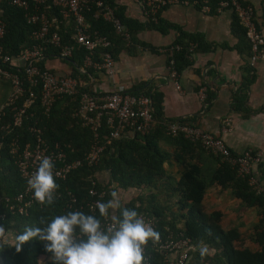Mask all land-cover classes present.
Masks as SVG:
<instances>
[{
    "label": "trees",
    "instance_id": "obj_1",
    "mask_svg": "<svg viewBox=\"0 0 264 264\" xmlns=\"http://www.w3.org/2000/svg\"><path fill=\"white\" fill-rule=\"evenodd\" d=\"M101 1L112 8L113 14L126 30L127 39H122L99 17L93 3L89 4L90 9L84 13V19L92 31H96L110 43L105 51L112 59L120 50L133 44L138 45L135 35L143 29H153L161 34L168 29H175V38L165 48L166 64L172 61L171 68L175 74L189 66L191 54L205 53L216 47L227 48L222 44L207 43L199 34L187 33L174 25L162 23L157 16L155 22L147 19L145 23H137L123 16L122 7L115 4L114 0ZM210 3L208 13L215 14V2ZM58 11L57 7L33 9L31 5L23 11L9 5L6 0H0V21L4 26V35L0 42L2 52L15 56L21 49L33 43L30 35L37 25L26 23V13H43L49 22V32H56L62 45L71 44V21L64 22ZM229 30L237 39L235 50L248 57L249 46L243 28L232 14ZM57 52V48L44 42V58L43 61L37 62L38 67L52 72L53 69L48 62L54 59ZM83 54V50L74 45L67 62L70 67L67 75L82 82L85 77L78 73L76 67L81 66ZM91 71L87 70L88 73ZM0 81L7 84L9 94L8 82L2 78ZM249 83V76L243 75L239 86L242 95L234 94L232 98L234 102L230 105L232 110L248 112L246 108L240 107ZM89 89L79 88L78 91ZM128 92L131 94L144 92L149 95L154 127L146 133H134L129 138L112 139L108 142L101 137V131L98 142L102 145V150L94 165L87 166L81 163L79 167L70 171L63 181L48 178V185L54 188L53 192H48L41 203L34 204L25 215L8 213L1 205L0 212H3L4 216L0 219V231L12 235L13 243L4 242L0 238V264H93L99 251L97 239L107 237L103 232L95 236L82 235L84 230L95 227L102 217L97 211L91 213L83 207V202L88 200L87 190L91 187L89 180L93 181L92 188L97 192L104 191L102 202L106 207L105 213L108 214V200L115 190L153 188L157 181L169 179L163 169V163L169 156L173 157L179 166V176L174 181L171 192L177 195L175 205L178 216L182 219V227L180 229L176 227L174 219L167 216V212L170 211L161 207L152 193L136 194L122 204L117 202L113 220L129 221L136 214L143 213L154 218L157 231L161 233L169 231L173 234L180 232L189 239L193 247V251L188 252L186 264H264V222L262 226L259 223L252 228V232L255 231L253 240L258 243L260 250L250 252L246 248L235 247L239 234L235 228L227 230L220 228L219 213L214 211L205 213L200 206L205 188L216 185L221 189H228L230 195L238 199L244 207L255 206L264 213V190L256 193L252 186L247 184L245 177L236 176L234 168L203 150L198 143L190 142L181 135L165 134L162 123L172 119L161 116V99L158 93H149L138 87H132ZM212 98L213 93L207 90L204 102L209 104ZM6 99H1L0 106ZM77 100L78 96L56 99L46 114L37 107L31 108L27 111L32 113V117H27L21 127L0 129V197H12L22 190V180L8 154V143L14 136L18 137L19 144L29 140L31 135L26 132V125L32 120H36L41 128V137L44 141L50 145L56 143L67 161L83 159L91 144L92 135L71 117ZM4 113L2 123L8 119L6 109ZM160 143L175 146L178 150L169 154L161 148ZM194 147L206 152L217 162V166L206 172L197 162L185 160L183 153H189ZM98 177H101V180H97ZM71 197L74 199L73 202L70 201ZM256 228L259 229L258 232ZM206 249H212L213 254L208 256L205 253ZM144 252L145 256H148L147 264H165L163 254L156 251L148 240L145 242Z\"/></svg>",
    "mask_w": 264,
    "mask_h": 264
},
{
    "label": "built area",
    "instance_id": "obj_2",
    "mask_svg": "<svg viewBox=\"0 0 264 264\" xmlns=\"http://www.w3.org/2000/svg\"><path fill=\"white\" fill-rule=\"evenodd\" d=\"M140 7L143 15L155 22V14L162 7L168 5H194L199 11L208 13L210 2L214 1V12L227 11L232 14L237 23L243 28L244 37L249 46L248 61L264 65V40L260 29L254 20L252 7L241 0H133ZM11 5L26 11L28 6L33 9L42 7H57L58 13L64 22L71 21V44L62 45L56 32H49V22L43 13L25 15L26 23L36 24L37 28L31 33L33 43L21 49L17 55L9 56L2 52L0 45V78L6 80L10 91L6 101L0 106V129L10 130L23 125L32 113L27 110L37 107L46 114L56 99L63 97L73 98L78 96L77 106L72 111L80 127L86 128L92 135L91 144L82 160L67 161L64 153L56 143L48 144L41 137V128L36 120L26 125V132L31 135L29 140L19 144L17 136L9 141L8 154L13 160L14 168L22 180L21 192L12 197H0V206L8 213L25 215L34 204L39 205L42 198L53 192L54 188L48 185V178L63 181L67 174L79 167L81 163L87 166L94 165L102 150L98 142L99 134L108 142L112 139L129 138L134 133H146L154 127L152 108L148 94H131L127 91L111 90L106 93L94 91H78L87 88L90 69L105 75L110 81L114 77L113 59L105 51L110 43L96 31H92L85 22L84 13L88 12L89 4L93 3L99 17L118 33L122 39H127V33L118 18L113 14L112 8L103 4L101 0H6ZM4 35V26L0 21V42ZM44 42L58 49L54 59L68 62L73 46L81 48L84 52L81 66L76 67L79 74L84 75L82 82L67 73L54 70L40 69L37 62L43 61ZM43 43V44H42ZM172 61H168V75L173 88L179 91L176 74L171 68ZM204 88L197 90L199 101L204 100ZM4 109L8 112L5 123L1 120L5 116ZM228 121L224 120L220 128L223 135L229 130ZM164 133L169 136L181 135L182 138L198 143L206 152L217 157L220 161L234 168L235 175L245 177L248 185L254 184L251 176L253 165L260 163L258 154L245 151L234 155L230 153L219 135L202 131L181 120L174 119L162 123ZM91 187L87 190L88 200L83 202V207L89 212L99 213L101 221L95 227L82 232L84 236L100 235L102 232L109 235L113 231L122 230L127 235L134 251L147 264L144 246L148 240L154 249L165 255H173L174 259L167 264H184L188 259V252L193 249L187 237L180 232L161 233L156 230L154 218L138 213L129 221L118 222L108 217L106 207L103 205L104 191L97 192L92 188L93 181L89 180ZM257 192V191H256ZM259 192V191H258ZM69 195V193L67 192ZM70 196V195H69ZM71 202L74 199L71 197ZM264 202V198H263ZM80 207V206H79ZM4 216L0 212V219ZM72 239V237H71ZM98 253L93 264H106L105 255L108 243L103 238L97 239Z\"/></svg>",
    "mask_w": 264,
    "mask_h": 264
},
{
    "label": "crops",
    "instance_id": "obj_3",
    "mask_svg": "<svg viewBox=\"0 0 264 264\" xmlns=\"http://www.w3.org/2000/svg\"><path fill=\"white\" fill-rule=\"evenodd\" d=\"M241 1L252 7L254 20L264 40V0ZM114 3L122 7V14L126 18L137 23L147 21L148 18L143 15L135 1L114 0ZM155 16L162 23L174 25L187 33L199 34L205 42L222 44L227 48L216 47L205 53L191 54L189 66L176 74L180 89L176 91L168 75L165 56V48L176 36L175 29H168L163 34L153 29H143L135 35L138 45L133 44L129 48L120 50L113 59L112 81L102 73L91 71L87 75L88 87L95 93H106L111 90L128 92L132 87L147 90L149 93H158L163 118L178 119L202 131L219 135L230 153L234 155L245 151L258 154L261 161L252 166L250 174L254 180L253 190L257 191L256 193L261 192L264 190V65L259 62L250 63L244 53L235 50L237 39L230 33L231 14L227 11L209 14L199 11L194 5L176 4L158 10ZM48 64L55 72L70 71L68 63L62 60L53 59ZM243 75L250 78L240 107L246 108L247 113L244 110L230 108L234 102L232 100L234 94L242 95L239 86ZM202 87L204 94L207 90L213 93L209 104L197 98V90ZM7 94L8 90L0 101L6 99ZM224 120L228 121L229 130L221 135L220 128ZM160 146L169 154L178 150L175 146L164 143H160ZM183 158L197 162L206 172L217 166V162L197 147L192 148L189 153H183ZM165 162L163 169L169 179L157 181L153 188L138 189L136 194H154L159 205L170 211L167 212V216L173 218L176 227L180 229L182 219L176 211V200L172 202L167 197L173 186L166 187V183L170 180L174 185V181L179 176V166L171 156ZM97 180H101V177ZM133 190L129 188L125 191L119 189L114 191L107 204L109 218L114 219L117 202L122 204L132 198L124 199L120 193L127 191L130 193ZM200 206L205 213L212 211L219 213L218 225L222 230L236 229L239 234V239L234 244L236 248H246L250 252L260 250L258 243L253 240L255 231L252 232V228L259 223L263 225V210L255 206L244 207L238 199L230 195L228 189H221L216 185L205 188ZM256 231L258 232L259 229L256 228ZM106 237L108 243L106 264H144L142 258L132 248L124 231L116 230ZM0 238L2 240V236ZM11 242L13 243V238ZM205 253L209 256L213 254V250L206 249ZM164 258L165 264L174 259L171 254L165 255Z\"/></svg>",
    "mask_w": 264,
    "mask_h": 264
},
{
    "label": "rangeland",
    "instance_id": "obj_4",
    "mask_svg": "<svg viewBox=\"0 0 264 264\" xmlns=\"http://www.w3.org/2000/svg\"><path fill=\"white\" fill-rule=\"evenodd\" d=\"M7 90H8L7 84L4 81H0V98L5 94V92ZM169 186L170 187L173 186L172 180H170L169 182L166 183V187H169ZM109 188H111V185L109 186ZM136 193H138V191L133 190L130 193L128 191L124 192V193L122 192V193H120V195H122V198L127 199V198L133 197ZM167 197H168V200L172 201V202H174V200H177V196L171 191H169V194ZM7 235H8V237H7ZM0 236H2V241L9 242V243H11V240L13 238L12 235H9L7 233H2V232H1Z\"/></svg>",
    "mask_w": 264,
    "mask_h": 264
}]
</instances>
